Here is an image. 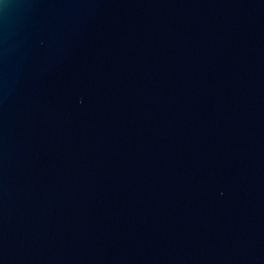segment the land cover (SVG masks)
<instances>
[{"label": "water", "instance_id": "water-1", "mask_svg": "<svg viewBox=\"0 0 264 264\" xmlns=\"http://www.w3.org/2000/svg\"><path fill=\"white\" fill-rule=\"evenodd\" d=\"M0 264H264V0H0Z\"/></svg>", "mask_w": 264, "mask_h": 264}]
</instances>
